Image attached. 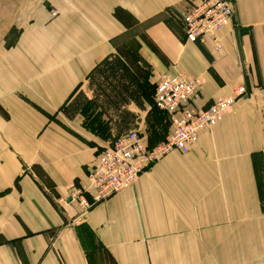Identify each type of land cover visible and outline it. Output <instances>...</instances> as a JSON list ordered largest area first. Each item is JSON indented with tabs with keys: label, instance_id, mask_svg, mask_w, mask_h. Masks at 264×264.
Segmentation results:
<instances>
[{
	"label": "crops",
	"instance_id": "crops-1",
	"mask_svg": "<svg viewBox=\"0 0 264 264\" xmlns=\"http://www.w3.org/2000/svg\"><path fill=\"white\" fill-rule=\"evenodd\" d=\"M198 1L0 0V264H264V0H232L220 48L186 39ZM128 43L155 82L202 79L199 108L238 85L247 94L188 152L82 212L65 200L89 183L119 120L104 137L62 108L82 90L100 109L89 74L108 57L133 77ZM150 102L126 104L137 127L136 108Z\"/></svg>",
	"mask_w": 264,
	"mask_h": 264
},
{
	"label": "built area",
	"instance_id": "built-area-1",
	"mask_svg": "<svg viewBox=\"0 0 264 264\" xmlns=\"http://www.w3.org/2000/svg\"><path fill=\"white\" fill-rule=\"evenodd\" d=\"M53 14H56L54 11ZM232 0H199L183 17L187 41L206 42L213 38L221 47L219 33L231 23ZM203 81L182 72L162 74L155 88L154 106L169 119L171 131L165 140L149 146L142 131L136 127L101 146L97 167L89 174L87 185L73 184L66 203L80 206L82 212L132 187L139 176L173 150L188 152L201 133L210 130L247 94L245 85L215 100L207 108L195 104Z\"/></svg>",
	"mask_w": 264,
	"mask_h": 264
},
{
	"label": "trees",
	"instance_id": "trees-1",
	"mask_svg": "<svg viewBox=\"0 0 264 264\" xmlns=\"http://www.w3.org/2000/svg\"><path fill=\"white\" fill-rule=\"evenodd\" d=\"M138 80V81H137ZM89 86L93 90L94 101L101 102V109L113 111L119 120V131L117 135L137 127L135 113L128 110L126 104L131 101L138 107L145 108V100H151L149 89L134 76L125 72L122 63L115 58H106L98 64L89 74ZM93 100L82 91H76L70 100L63 106V113L69 118L78 113L84 116V126L99 133L109 136V128L102 119V112L91 113Z\"/></svg>",
	"mask_w": 264,
	"mask_h": 264
},
{
	"label": "rangeland",
	"instance_id": "rangeland-1",
	"mask_svg": "<svg viewBox=\"0 0 264 264\" xmlns=\"http://www.w3.org/2000/svg\"><path fill=\"white\" fill-rule=\"evenodd\" d=\"M127 46L131 51L134 50V52L129 53L128 52L129 49H127L125 46L124 50H121L122 53L127 57L126 63L124 62L123 63L136 79H139L141 83L146 85V88L149 89L150 92V96H151L150 98L152 101L146 105L147 108L146 111H140V109L138 108H136V111L139 114L138 127L139 128L141 127V131L144 134L146 140L148 141V144L150 146H153L159 143L160 141H162L163 139H165L167 135L170 134L169 121L165 117V115H163L162 113L161 114L157 113L156 109L153 106L157 80L155 82L156 78L152 71L151 64H149L147 61L143 60L142 58H139L138 55L136 56L138 52L135 43H128ZM97 110H102V109L101 108L99 109L97 106L96 108L91 109L90 112L94 114L96 113ZM106 113L107 114L105 115L106 118H104L105 119L104 121L107 124L108 128H110L114 124L113 118L115 116V113L112 110ZM160 120L161 123L158 125L159 127H157L156 123H158ZM111 136H110L111 139H108L107 142H110V140L113 141L114 137H116L115 134L114 135L111 134ZM107 142L105 144H107Z\"/></svg>",
	"mask_w": 264,
	"mask_h": 264
}]
</instances>
